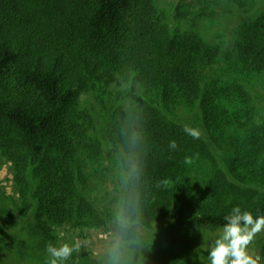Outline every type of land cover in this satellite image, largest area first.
Returning a JSON list of instances; mask_svg holds the SVG:
<instances>
[{"label":"trees","instance_id":"16d2710c","mask_svg":"<svg viewBox=\"0 0 264 264\" xmlns=\"http://www.w3.org/2000/svg\"><path fill=\"white\" fill-rule=\"evenodd\" d=\"M215 1L234 12L227 47L197 25L173 27L161 0H0V155L16 188L32 184V223L48 244L56 246L60 224L100 211L71 206L83 182L79 101L91 85L130 82L138 96L106 143L127 156L126 133L134 125L139 134L140 228L174 214L215 231L236 205L264 214V93L250 91L264 76V11L252 14L248 0ZM179 108L196 113L206 138L184 131ZM15 223L0 218L2 264L12 263L3 248L27 243L8 238ZM77 255L73 264H105ZM34 258L44 264L43 254Z\"/></svg>","mask_w":264,"mask_h":264},{"label":"rangeland","instance_id":"374dc122","mask_svg":"<svg viewBox=\"0 0 264 264\" xmlns=\"http://www.w3.org/2000/svg\"><path fill=\"white\" fill-rule=\"evenodd\" d=\"M252 14L264 11V0H248ZM161 8L167 10L173 27L183 29L194 25L203 28L205 33L213 34L215 40L230 42L227 31L229 23L235 19L230 8L218 7L215 0H161ZM217 6L214 8V6ZM181 8L185 19L177 16V8ZM206 8V10H202ZM203 11L202 13H200ZM206 12L207 16L203 13ZM217 33V34H216ZM252 94L258 91L264 93V76L252 78ZM137 94L132 84L112 83L90 88L81 94L79 109L86 117L82 146L78 152L83 182L77 183L76 195L71 206L94 204L100 207L91 213L88 211L80 219H72L57 226L52 235L56 246L64 243H79L80 251L73 253L65 264H73L80 258V252L105 263V253L114 240V225L112 223L116 203L121 195L118 177L124 172L120 166L126 152L117 142L106 143L113 135L112 128L122 112L136 101ZM264 114V99L257 101ZM87 112H86V111ZM88 113V114H87ZM176 114L186 127L199 131L206 138L205 128L198 121L196 113L187 109H176ZM90 137V138H88ZM125 160V159H124ZM126 161V160H125ZM12 165L0 155V218H14L16 223L9 229V237L20 236L27 243L13 249L6 246L3 259L10 264H38L34 256L44 255V264H50L46 251L47 239L38 232L33 221L34 206L31 202L32 184L29 182L23 188H16L13 180ZM25 211V213H24ZM215 231L198 230L188 222L179 219L177 215H169L151 226L140 228L141 246L131 251V264H208L207 249L211 242L220 234ZM19 239V240H20ZM17 243V242H16ZM264 231L258 233L248 251L251 255L260 257L259 264H264ZM1 245L0 247H2ZM34 255V256H33ZM33 256V258H32ZM31 262V263H29ZM0 264L2 262L0 261Z\"/></svg>","mask_w":264,"mask_h":264},{"label":"clouds","instance_id":"9594fccd","mask_svg":"<svg viewBox=\"0 0 264 264\" xmlns=\"http://www.w3.org/2000/svg\"><path fill=\"white\" fill-rule=\"evenodd\" d=\"M184 131L194 139L200 136L199 131L194 128L185 127ZM126 139L128 155L124 157L125 170L118 177L121 195L112 219L115 235L111 247L105 253V264H131V251L140 247L142 243L139 237L141 168L134 156L139 134L134 125L132 130L126 133ZM170 147L176 148V143L171 142ZM223 219L225 223L220 234L207 249L208 264H259L260 257L251 255L248 248L254 237L264 231V214H254L236 205ZM80 247L79 243H64L59 246L47 244L46 251L50 257V264H65L73 253L80 251Z\"/></svg>","mask_w":264,"mask_h":264}]
</instances>
